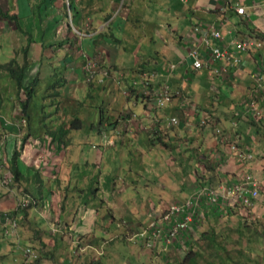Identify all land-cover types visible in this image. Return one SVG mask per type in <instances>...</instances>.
I'll return each instance as SVG.
<instances>
[{
    "label": "crops",
    "instance_id": "obj_1",
    "mask_svg": "<svg viewBox=\"0 0 264 264\" xmlns=\"http://www.w3.org/2000/svg\"><path fill=\"white\" fill-rule=\"evenodd\" d=\"M1 4L0 0V7L3 10L0 14V33L4 34L15 30L23 32V35L24 32L28 33V26L19 23L20 28L23 29L19 30L16 24L15 26L10 25L11 20L6 17L10 12V7H2ZM238 5L245 7V14L236 12L234 8ZM170 6V14L173 15L172 18H169L170 23L162 21L159 24L155 20L159 16V10L156 8L151 11V21L146 17L140 18V20L136 19L137 24L145 25V27L139 28L137 24H134V28L133 25L127 26L130 22L125 25L126 17H129L127 14L124 17L125 24L123 23L124 28L119 35L120 39L119 41L114 40L117 43L114 48L116 50L109 56L108 44L99 35L103 27H98L86 34V44L80 43L78 24H73L71 29L67 24H61L58 28L55 40L61 42L56 49L61 52L56 50L54 55L44 56V59L49 60L44 64L51 63L52 68L61 71V75H58L56 79L62 80L65 84L64 89L66 84L69 85L80 79L81 76L85 78L84 73H81L84 62L88 61L90 57L98 55L100 63L111 65L113 68L103 66L110 69L111 72L109 71L108 75L101 74L99 77L96 75L95 88L108 90V93L111 90L116 91L113 96L118 98L116 95L119 91L116 89V84H120V79L123 80L120 72L127 71L128 84L119 85L121 87L119 93L127 102L121 108L116 109L120 114L113 126L106 125L101 120V124L105 128L114 131L109 136L101 135L96 140L94 136L79 135L75 129L67 134H59L62 132L61 126L68 128L70 122L79 117V110L75 107L77 105H67L65 108L67 114L62 113L61 110V115L56 114L61 105L53 103L52 111L45 108L44 117L51 114L45 120L50 122L46 127L57 130L56 140L51 141L52 137L45 133V127H41L43 124L38 123L39 134L43 133V135L38 138L30 137L18 157V166L22 174L20 181L23 187H19V181L15 186H12L15 187L12 189L0 183V204L5 202L11 203L13 206L16 200L19 202L24 195L30 194L37 198L35 203L20 210L16 215L21 225L24 226L25 223L31 225L32 231L27 228L25 230L33 233H27L33 242L30 245L34 246L39 253L41 251L42 256L45 257L40 259L41 261L44 259L48 261L47 252L53 253L54 248L60 242L70 244L74 248L78 245L77 239L80 238L81 250H87V253L82 256L84 264H90L97 259L104 262L105 253L102 255L103 252L100 251L97 256L91 251L97 249L101 240L106 241L129 232L128 230L125 233L120 232L121 225L127 222L116 216L118 210L130 213L125 207V203L131 202V205L135 206V200H142L145 201L146 205L144 206L147 208L169 205L167 196L155 195L153 192V182H160L155 179L156 176H153L158 171L170 170L174 175L183 177L187 174L191 186L197 178L196 169L208 177V184L212 182L211 184L219 186L222 183L240 182L246 174H253L260 179L264 178V88L257 90L252 77L254 73L264 76V44L258 50L241 53V63L229 67L221 75L212 74L208 68L196 70L192 67L190 59L187 58L189 50L194 47L203 49L206 54H209L203 40V31H197L196 28L201 25L207 26L213 21L217 23L222 33L219 43L231 48L232 51H234V42L247 36H258L264 42V0H179V2L173 0L170 2ZM141 15L144 16L142 13ZM29 26L31 28V25ZM32 27L42 30V24H34ZM65 27L67 28L65 29ZM167 28L170 31L169 35ZM123 34H126L127 37H123ZM26 36L29 40V36L27 34ZM158 36L167 38L166 41L169 44L167 53H163V45L155 49L147 45L148 37L151 40ZM46 38L48 37L42 38L45 40V44L42 45V51L38 52L36 60H32V57L29 56L31 55L29 45L27 51H24L23 48L24 54L28 52L29 57L26 74L23 76L24 86L29 84L37 74L34 70L37 67L39 70L40 54L48 50L47 46L52 43V40H49L46 45ZM73 42L77 46L75 49L72 46ZM126 42H137L136 45H133L130 53H126V47H128L124 46ZM61 45L65 49H60ZM120 47H122L121 50ZM83 48L90 51L89 57L83 54L84 50H81ZM53 56L61 59L57 63L53 62L54 58H51ZM132 57H134L133 61ZM6 59L3 57L0 60V71L4 64L8 65L12 62V59ZM25 59L24 55L23 61ZM95 59L93 58V60ZM73 61L76 62V68L70 64ZM79 61L82 62L77 63ZM18 62L19 65L22 64L21 60ZM105 62L106 64H104ZM173 63L176 64V67L171 70L170 66ZM28 70L34 72V76H29ZM68 71L71 73L69 74ZM74 71L78 72L77 76L73 74ZM45 75L40 76L46 79ZM28 78H30L29 81ZM163 83L170 84L173 95L170 102L160 107L156 103L157 90ZM60 89H56L59 94L62 93ZM22 92H19L17 88L16 92H13V95L16 96L14 102H10L9 113L5 111V96L0 94V99H2L0 123H4V118H9L11 121L9 126L12 127V131L6 134L8 152L10 142L13 141L16 147L17 142L21 141L17 136L26 132L20 128L18 121L21 120H17L14 116V119L11 117L12 115L17 116L15 112L22 115L20 103H17V100L25 98L26 94H22ZM39 93L41 94L42 91ZM254 97L257 99L258 107L262 110L260 117L251 110L249 105ZM116 98L112 104L117 101ZM200 98L202 102H199ZM45 104L42 101L39 106L43 108ZM112 104L110 108H112ZM206 114L209 117H206ZM172 116H178L181 123L170 124L169 119ZM17 118L21 119L20 116ZM22 120L25 124L21 125H26V119ZM132 136H136V141L131 140ZM87 142H90V145ZM115 143L119 145L122 143V154L134 155L131 158L132 164L128 167L129 172L127 173L124 168L126 179L122 185L118 181L114 183V178L117 176L115 167L110 166L109 163L103 166L107 153L113 149ZM233 144L236 149L232 148ZM89 147L95 148L92 163L88 161V158L83 157ZM162 152L169 156H163ZM238 152H251L252 157L242 161ZM9 155L2 153L0 159L6 160ZM149 156L154 159V162L149 166L157 167L153 173L145 163V158ZM161 159L163 163H160ZM166 159L170 162V167L164 166ZM207 160H213V163L209 165L206 163ZM165 163L167 164V162ZM174 181L175 178H171L167 180V183L172 184ZM177 185L179 186L173 188L175 192H179L175 193L179 197L188 198L196 192L195 189L192 190V187H188V193L184 195V191L180 189L185 188V183L178 180ZM144 188L146 194H144ZM20 191L23 193L20 194ZM149 192L151 194H148ZM263 192L264 185L261 187V197L259 196L258 199H264ZM169 197L174 196L170 194ZM17 204L11 208L0 205V210H15ZM112 206H115L116 209H113ZM107 219L108 223L109 221L114 222L113 225L110 223L109 226L106 225ZM142 222L140 220L132 221L130 224L132 226L129 227L133 229V225ZM44 224L47 225L46 228H43ZM48 228L53 232L57 228V233L54 232L56 235L50 230L48 231ZM18 230L6 234L4 225L0 222L1 252L9 248L8 243L13 242L14 239L19 240ZM134 231L136 232L138 229H134ZM182 235L185 238L184 233ZM161 236L163 237L160 246L164 245L162 241L164 242L166 238L164 233ZM174 245L177 246L172 242L171 246ZM4 254L6 253L0 254V261L3 260ZM157 257L159 255L155 254V258ZM24 262L25 258L23 264ZM39 264L46 263L40 262Z\"/></svg>",
    "mask_w": 264,
    "mask_h": 264
},
{
    "label": "rangeland",
    "instance_id": "obj_2",
    "mask_svg": "<svg viewBox=\"0 0 264 264\" xmlns=\"http://www.w3.org/2000/svg\"><path fill=\"white\" fill-rule=\"evenodd\" d=\"M2 7H10V15H15L19 23L23 26H28V34L27 32L23 33L21 31L15 30L14 32L9 33H0V60L7 58L12 59L10 64H4L3 69L0 71V94H3L5 97L4 105H5V111L9 113L10 109V102H14V98L16 95H13V92H16V78L14 77V74H11L9 72V68H18L19 62L18 60H21L23 63V57H24V51H27V46L29 45V48L31 47V57L32 60H36V57L38 58L39 51H42V45L45 44V40L41 38L42 34L44 33L41 29H37L32 27L34 24H40L41 17L43 18L46 16L44 14L43 16L41 13L46 8V4L50 5V11H51V1L48 0L47 3H44L41 0H1ZM99 4H104V0H98ZM173 0H122V1H113L111 3V6L113 8L112 13L114 14L113 21L107 22L102 21L100 18H98L96 15V12H93L92 15L84 17L78 16L79 18L76 20L80 26V43L86 44V33H89V31H94L97 27L102 28V31L99 32V35L101 36V39L104 38V40L108 44V56L110 54H113L115 52L117 43L114 41L113 34L116 37H119V35L123 32V28L125 24V18L127 14H129V17H126V24L130 22L127 26L136 25V19L140 18L144 19L145 17L151 21V11H154L156 8L159 10V16L155 20L159 22V24L163 21V23H170V19L173 15L170 14L171 12V6L170 2ZM176 2H179V0H175ZM41 2V3H40ZM182 2V1H181ZM55 3L60 6L59 0H56ZM98 3H96V6ZM141 7V8H140ZM68 7L61 6L59 8V11L61 13H65V11L68 12ZM2 8L0 7V14H1ZM55 10V9H54ZM3 11V10H2ZM141 13L144 15L142 16ZM6 15V17H7ZM56 15V14H54ZM53 15V16H54ZM57 17L58 14L56 15ZM8 18V17H7ZM10 19V18H9ZM12 19V18H11ZM10 19V20H11ZM63 23L62 25H65V22L71 23V14L66 13L65 17L61 20ZM14 19L11 20L10 25L15 26ZM31 25V28L29 25ZM68 25V24H67ZM139 28L145 27V25H139ZM67 27H65L66 29ZM137 28V29H139ZM168 29V28H167ZM63 30V29H62ZM18 31V32H17ZM57 32V31H56ZM170 31L167 30V34L169 35ZM26 34L29 36V40L27 39ZM55 30L52 28L51 30L47 31L48 38L53 39V43L49 44L48 38H46V45L48 50L43 51L42 54H40L41 58V65H44V61L48 59H42L44 56H50L54 55L56 53V48L59 46L55 44V42H58V40L54 39ZM139 34V32H138ZM143 34V33H142ZM161 35L160 33H157ZM151 35V34H150ZM99 36V37H100ZM127 37L126 34H123V37ZM76 41V38H74ZM150 37L147 38L146 43L149 47H152L153 49L160 47L163 45V53H167V46H169L168 42L166 41L167 38L163 36H158L155 39L149 40ZM133 41V39H130ZM129 41V40H128ZM75 42H73L72 46H74V49L77 48V46L74 45ZM137 42H126L124 43V46L126 47V53H130L133 45H136ZM80 47V44H78ZM24 48V51H23ZM64 46L61 45L62 49ZM65 49V48H64ZM122 47H120V50ZM67 50V49H66ZM69 50V48H68ZM84 50L83 54L87 57L90 56V51L85 50L84 48L81 49ZM58 52H61L60 50H57ZM75 53H78L75 51ZM43 56V57H42ZM71 56V55H70ZM164 56V55H163ZM54 58L53 62H58L61 58L59 57H51ZM93 58H96L98 60H93ZM131 58V57H130ZM100 56H92L88 59V61H85L81 73H84V77H80V79H77L70 83L69 85L66 84V87L64 89L65 84L59 85L56 89H60L62 91L61 94L58 96L51 95L54 90H48L46 89L48 83H54L55 79L58 75H61V71H59L57 68L48 69L47 64L44 65L41 76H44L47 73V70L50 74H54L50 78H43L41 80L39 92L42 91L41 94L47 95L45 96L42 101H44L45 107L39 106V100H41L40 96L36 100L30 102V111H31V117L34 118V120H37L39 124H43L41 126L42 128L46 127L50 122L45 121L48 119L47 117L51 116L49 114L47 117H44V110L45 108L48 111L53 110L54 104L61 105V108L56 114L61 115L65 112V108L67 105L73 104L77 105L75 106L79 110V117L82 119V126L80 128H75V131L82 136L86 137H96V139H99V136L104 135V137L109 136L114 130H110L109 128H105L101 124V120L105 122L106 125L113 126L116 123V119L120 112H117L116 109H119L123 106L124 103H126V99L123 97L121 93V85L128 84V80L126 79L127 71L120 72V75L122 76V79H120V84H116V89H118V95H116L118 98L114 97L113 94L116 91H104L103 89H96L95 88V80L96 75L99 77L101 76L102 71L104 69H107V65H103L99 62ZM134 60V57H132V61ZM49 61V60H48ZM83 61V60H82ZM82 61H79L77 63H81ZM94 61L96 62L94 64ZM70 64H73V68H76V62H71ZM106 64V62L104 63ZM107 67H112L107 66ZM113 68V67H112ZM40 69V67H39ZM108 70V69H107ZM36 73H38V67L34 70ZM108 71L111 72L109 69ZM57 72V74H55ZM69 74L71 73L68 71ZM29 76H34V72L31 70H28ZM73 74L75 76L78 75L77 71H74ZM30 78H28V81ZM46 80L48 83H46ZM93 84H92V83ZM55 86V85H52ZM60 87V88H59ZM25 93L24 91L22 94ZM26 94V93H25ZM40 94V95H41ZM27 95V94H26ZM117 99L115 103L112 104L114 99ZM59 99V100H58ZM21 100H17V103H20V111L22 112V105ZM199 102H202V99H199ZM2 103V99H0V105ZM54 103V104H53ZM112 104V108H110V105ZM137 109H139L137 107ZM13 111V110H12ZM11 111V113H12ZM17 116H20V113L15 112ZM65 114H67L65 112ZM122 114V113H121ZM16 117L17 120L20 123V128L22 130H29L30 125L27 128V125H21L25 124V122L17 118V116L12 115ZM206 117H209L208 114H206ZM9 119V118H8ZM14 119V118H13ZM10 120V119H9ZM181 123V122H180ZM179 123V124H180ZM74 130V129H73ZM31 132V130H30ZM34 136V135H33ZM18 138H22V134L17 136ZM136 136H132L131 140H135ZM130 139V136L128 137ZM2 140V143L0 145V151L1 153H6L9 155L13 149L15 148V143L12 141L10 142L9 146V152H8V141L6 136L0 139ZM37 141V140H33ZM87 144L90 145V142H87ZM16 145H20V142H17ZM93 145V144H92ZM122 143L120 145L118 143L114 144L113 149L107 153L104 161L103 166L106 165V163H109L110 166L115 167V173L116 177L114 178L115 181H118L119 184H124L126 176L124 174V168L126 169L127 173L129 172L128 167L130 164H132V157L134 155H131L129 153L122 154ZM3 148V150H2ZM5 148H7V151H5ZM24 149V148H23ZM95 148L89 147L87 151L84 152L83 157L88 158V161L92 163V156ZM0 153V154H1ZM163 156H169L166 153L162 152ZM127 156H129L127 158ZM137 156V155H135ZM163 159V158H162ZM161 159L160 163H163V160ZM152 162H154V159H151L150 156L148 158H145V163L149 166ZM167 162V164L165 163ZM7 163H9V159L5 161L3 158L0 159V176L4 175L6 171L9 170ZM207 164L211 165L213 163V160H207ZM211 163V164H210ZM165 167H170V162L168 159L164 161ZM111 167V168H112ZM150 167V166H149ZM2 169V170H1ZM155 170H157V167L155 165H152L150 167L151 173H153ZM208 170V169H206ZM197 171V178L195 180V183L191 186L188 175L186 174L184 177L181 175H174L171 173L170 170H167L166 172H160L158 171L155 175L156 183L153 182L152 188L155 195H162L168 197V206H161V207H145L146 205L145 201L142 200H135V206L131 205L130 203H125V207L128 208L129 212H120L119 210L116 212V216L118 218H123L127 222L126 224H122L120 231L121 233L129 231L127 234L119 235L116 237H120L117 239L116 237L109 239V240H101L100 243L97 246V249H93L91 252L96 253L97 256L99 255L100 251L103 252L102 255L105 253L106 255L103 256V261L107 264H176L178 261H180L183 256L186 254L188 250L193 249L194 251H198L200 253V256L198 258L199 264H210V262H214L215 264H264V199H254V203L251 205H244V204H226L229 206H233V208L230 213L225 211L223 209V212L218 215H211L210 217H203L201 213V218L197 220L196 224H194V221L189 225L188 229H184L181 232H179L177 235H170V227L171 225H164L161 221L159 222L160 218L163 217L164 213L170 208V206L178 205L182 206L187 198L179 197L176 194L179 192H175L173 187H178V180L185 183V188L180 189L181 191H184V195H187L188 187H192V190L195 189L197 191L200 189L201 184L203 183L204 186H210L212 182L208 184L207 179L208 177L198 169ZM12 174V173H9ZM204 174V175H203ZM152 176V175H151ZM120 178V179H118ZM175 178V181L171 183H167V180ZM154 181V179H152ZM213 181V180H212ZM129 183V181H127ZM159 182V183H158ZM17 182L14 181L12 177V181L9 182L6 186L9 187V189L15 188L12 186H15ZM197 183V184H196ZM226 184H232V183H226ZM199 185L197 188L196 186ZM213 185V184H211ZM215 188L218 187L217 184L213 185ZM19 187H23V184L21 181H19ZM144 187V186H143ZM144 194H146V189L144 188ZM152 192V193H153ZM19 193V192H18ZM23 191H20V194H22ZM172 194L174 197L170 198L169 195ZM176 193V194H175ZM264 193V192H263ZM131 194V192H130ZM148 194H151L150 192ZM190 195V194H189ZM192 195V194H191ZM261 197V195H260ZM204 199L200 198V207H203L205 205ZM16 203L18 201L16 200ZM16 203L13 205L16 206ZM118 203V202H117ZM214 204V203H213ZM1 207L11 208L13 207L11 203H1ZM30 204H28L26 207H28ZM225 206V205H224ZM113 209H116L115 206H112ZM197 214V211H196ZM183 216V215H182ZM148 218V219H147ZM194 218V217H193ZM147 219L146 221H144ZM22 220V219H21ZM143 221L141 224L136 223L133 225V229H130L129 226L132 223V221ZM152 221H158L159 226V234H169L170 242L168 243V237L165 238V241H162V244L159 245L161 238L163 236H158L156 246H155V240L152 238H149L147 236L144 237V235L141 234L142 231H152L154 228L151 227ZM110 225H113L114 222L109 221ZM108 219L107 224L109 226ZM45 226V227H44ZM43 228H46L47 225L44 224ZM56 227V226H55ZM165 227L168 228V230L165 229ZM19 228V230H18ZM18 234H19V240L14 239L13 242L8 243L9 248L6 249V251L1 253H6L2 257V261H0V264H23V251L27 246L33 247L35 250L36 248L30 244L31 238L27 234L29 233L28 230H31V225L28 223H25L24 226L21 225L18 221ZM134 229H138V231H134ZM50 228H48V231ZM206 230V231H205ZM32 231V230H31ZM57 231V228L54 232ZM50 232L56 235V233L53 232L51 229ZM189 233V237H182L183 233ZM136 233V236H134ZM202 233H205L206 235H210L212 233L217 234V238L221 240L223 246L225 248H218L216 246H212L209 244L208 239H206ZM33 234V233H29ZM209 237V236H208ZM78 245L76 247L72 248L70 244H64L63 242H60L57 247L54 248V252H47V256L49 260H40L45 257L42 256V253L38 250L37 253L39 254V257L34 261L30 260L31 264H39L40 262H45L46 264H76L79 263H85V261L82 259V256H84L87 253V250H81V246L79 245V242H81L80 238L77 239ZM105 241V243H102ZM149 241L153 242L152 244H149ZM173 243H176V245L171 246ZM155 246V247H154ZM42 248V246L40 245ZM83 248V247H82ZM71 251L73 252L71 254ZM105 251V252H104ZM99 252V253H98ZM155 254H158L159 257L155 258ZM195 256V254L193 255ZM229 256V257H228ZM73 261V262H72ZM186 264H192L190 261Z\"/></svg>",
    "mask_w": 264,
    "mask_h": 264
},
{
    "label": "built area",
    "instance_id": "obj_3",
    "mask_svg": "<svg viewBox=\"0 0 264 264\" xmlns=\"http://www.w3.org/2000/svg\"><path fill=\"white\" fill-rule=\"evenodd\" d=\"M237 13L245 14L244 6H236L234 8ZM197 31H203V40L207 45L209 54L203 49L198 47L191 48L189 50L187 58L190 59L192 67L196 70L203 68H208L210 72L214 75H221L229 67L237 66L241 63L242 57L241 53L258 50L260 49L264 42L258 36H247L243 39H239L234 42V51L231 48L223 45L221 42L222 33L216 22H210L209 25H201L196 28ZM223 45V46H222ZM176 64L173 63L170 66V69H175ZM104 73L107 74V71ZM253 79L256 85L257 90L264 88V76L260 73H254ZM157 95V105L160 107L165 106L168 102L172 100V89L170 84L163 83L159 87ZM250 108L254 113L260 117L262 115V110L258 107V102L256 97L252 98L250 103ZM1 120V119H0ZM11 123L8 118H4V124ZM180 118L178 116H172L169 119L170 124H178ZM2 140L0 141V145ZM232 148L236 149V146L233 144ZM1 153V151H0ZM242 161H246L252 157L251 152H238ZM2 156V153L0 154ZM1 168V164H0ZM2 170V169H1ZM10 170L6 171L4 175L0 177V183L2 185H7L12 181V174ZM264 185V178L260 179L253 174H246L242 181L234 182L232 184L222 183L215 188L213 185L210 186H201L194 194L190 195L186 202L182 206L173 205L164 213L163 217L160 218L164 225L170 224V235H177L182 230L186 229L189 223L193 220L194 213L196 212L197 206H199V200L202 197H206L209 202L214 203L218 206L228 204H244L251 205L254 203V199H257L260 196L261 187ZM30 195H24L18 202L16 209L18 212L21 208L26 207L32 202ZM194 206L192 210H189V207ZM183 215V216H182ZM0 222L3 223L5 227V232L10 234L13 231H16L18 228V216L14 214L11 210H0ZM158 221H152L151 227L154 229L152 231H142L141 234L155 240V246L158 239V236L161 234L158 233L159 226ZM166 228V227H165ZM168 237V243L170 242L169 234H165ZM154 243L149 241V244ZM154 246V247H155ZM23 255L25 257V264H30V260H35L39 257L37 251L30 246H27Z\"/></svg>",
    "mask_w": 264,
    "mask_h": 264
},
{
    "label": "trees",
    "instance_id": "obj_4",
    "mask_svg": "<svg viewBox=\"0 0 264 264\" xmlns=\"http://www.w3.org/2000/svg\"><path fill=\"white\" fill-rule=\"evenodd\" d=\"M41 1H43L44 3H47L48 0H41ZM50 1H51V5H52L51 6V11H50V9H48V8H50V5L46 4V8L41 13L42 16L44 14H46V16H44L43 18L41 17V22L42 23H40V24H42V31L44 32L42 34V36H43L42 38H44L45 36L48 37L47 31H49L52 28H54V30H55L54 39H55L56 33H58L56 31H59L58 28L63 23L61 21L62 18H64L66 13H69V11H70V14H71V17H72L73 21H76L79 18L78 16H82V14H83L84 17H86V16H89V15H92L93 12H96L97 13V17L100 18L102 21H107L108 20L109 22H111L113 20L112 17L114 16V14L112 13L113 8L111 6V3L113 1H117L118 2V1H122V0H104V1H102V2H104L103 5L101 3L99 4L98 0H59L60 6L57 5V3H55L56 0H50ZM96 3H98L97 6H96ZM62 5L63 6L66 5V7L69 8L68 12L65 11V13L64 12L61 13L59 11V8ZM54 14H56V15L58 14L59 17H57ZM7 17H8V19L9 18L10 19L11 18L14 19V21H15L16 25L18 26L19 30H23L22 28H20L19 21L17 20L18 17H16L15 15H11V16L7 15ZM65 24H68V22H65ZM68 26H69V29H71L69 24H68ZM24 33H26V32H24ZM112 34H113L112 35L113 38L119 41L120 38L116 37L114 35V33H112ZM48 40H50V41L52 40V43H53V39L52 38H49ZM60 42L61 41L55 42V44H57L59 46ZM29 56L31 57V55H29ZM25 58L26 59L23 61V63L18 68H10L9 69L10 70L9 72H11V74H14V76L16 78V81H17L16 88L18 89V91L19 92L20 91H24L27 94V95H25V98H21V101H22L21 102L22 115H20V117H21V119H23V118L26 119L27 128L30 125V129L27 130V132L22 133V138L21 139L19 138V140H21L20 141V145H17L14 148L12 154L8 156L9 163H7V166L10 169L11 173H13V179L16 182L20 181L21 177H22L20 168L18 166V157L22 153V148H24V145H25L26 141L30 137L38 138V137H41L43 135V133L39 134V132H40L39 129L40 128L37 126V125H39L37 120H34V118L31 117V111H30L31 105H30V102L34 101V100H36V102H37V100H38L37 98L39 96L41 98V100H39V102H42V99L45 96H47V95H44V94L40 95L39 89H37V88L40 87L39 85L41 84V80L43 79V78H41L40 74H41V71H42L44 65H46V63L44 65L40 66V69L38 70V73L35 75V77L29 82V84L24 86V84H23V76H24V74H26V67L29 64V62H28V58H29L28 57V52H25ZM42 59H44V58H42ZM46 68L52 69V64L48 63ZM55 74H57V72ZM53 75L54 74H50L49 71L47 70V73H46L45 76H46V79H47V78L52 77ZM46 83H48L47 80H46ZM61 84H63L62 80L56 79L54 83H48L46 89L54 90V88H57ZM52 85H55V86H52ZM51 95L58 96L59 92L54 90ZM11 117L13 118V116H11ZM82 124H83L82 119L80 117H76L70 122L68 128H64L63 126H61L60 129L62 130V132L59 133V134L70 133L73 129L80 128L82 126ZM30 130H31V132H30ZM10 131H12V127L9 126V123H6V122H5V124L4 123H0V139H2L4 136H6L7 132H10ZM45 133H47L48 135H50L52 137L51 141L52 140L55 141L56 137L58 136L57 130H53L50 127H45ZM201 186H204V184L202 183ZM31 196H32L33 199H35V201L30 203V204H33V203H35L37 201L36 200L37 198L35 197V195L34 196L31 195ZM202 199H204L203 201H205V205L203 207H200V202H199V206H197V208H196L197 214H196V212L194 213V218L189 223V225H191V223L193 221H194V224H196L198 218H199V220L201 218L200 217L201 213H203L202 216L205 218V217H210L211 215H218V214L223 212V209L225 211H227L228 213H230V211L233 209V208H231V207H233L232 205L231 206L225 205V206L221 207V206H218L216 204H213V203L209 202V200L206 197H202ZM193 207L194 206L189 207V210H192ZM23 209H26V207L21 208V210H23ZM11 211L14 214L18 213L17 209H15V210L13 209ZM18 221H19V219H18ZM189 225H188V227H189ZM188 227L186 229H188ZM165 229L168 230L167 227ZM202 235L206 239H208L210 245L216 246L218 248H225L223 246L221 240H219L217 238V234L216 233H212L210 235H206L205 233H202ZM184 236L185 237L186 236L189 237V239L191 237V236H189V233H187V232L184 233ZM194 254H195V256H193ZM199 256H200V253L198 251H194L193 249L188 250L186 252V254L183 256V258L180 261H178L176 264H186L189 261L192 264H199L200 263L199 260H198ZM90 264H106V263L100 261L99 259H97V260H94L93 262H91ZM210 264H215V263L211 261Z\"/></svg>",
    "mask_w": 264,
    "mask_h": 264
},
{
    "label": "clouds",
    "instance_id": "obj_5",
    "mask_svg": "<svg viewBox=\"0 0 264 264\" xmlns=\"http://www.w3.org/2000/svg\"><path fill=\"white\" fill-rule=\"evenodd\" d=\"M96 16H97V15H96ZM71 20H72V22H71V23H68V24L70 25L71 28H73V26H72L73 24H74V25H75V24H76V25H77V24H78V25L80 24V23H78L77 21H73L72 17H71ZM107 22H109V21L107 20ZM78 27H79L78 30H79V34H80V26H78ZM97 28H98V27H97ZM97 28H96V29H97ZM74 29H75V28H74ZM96 29H95V30H96ZM89 32H91V31H89ZM86 34H89V33H86ZM101 71H102V73H103L104 75H108V74H109V71H108L107 69H104V70H101ZM105 71H107V74L104 73ZM7 159H8V158H7ZM7 159H6L5 161H7ZM9 170H10V169H9ZM10 172H11V171H10ZM12 175H13V173H12ZM0 177H1V176H0ZM8 184H9V183H8ZM3 186H6V185H3ZM30 196H31V195H30ZM31 198H32V196H31ZM32 199H33V198H32ZM33 201H35V199H33L32 202H33ZM23 257H24V255H23ZM24 258H25V257H24ZM24 264H25V262H24ZM30 264H31V263H30Z\"/></svg>",
    "mask_w": 264,
    "mask_h": 264
}]
</instances>
